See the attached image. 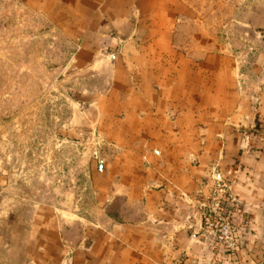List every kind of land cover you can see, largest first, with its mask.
<instances>
[{"label": "crops", "instance_id": "crops-1", "mask_svg": "<svg viewBox=\"0 0 264 264\" xmlns=\"http://www.w3.org/2000/svg\"><path fill=\"white\" fill-rule=\"evenodd\" d=\"M16 1L70 45L68 97L55 100V130L39 131L56 140V170L64 140L73 176L75 140L92 143L85 178L55 179L73 194H44L18 223L26 195H11L0 264H264V51L189 34L207 27L191 0ZM39 154L22 178L0 166V188L47 186V142ZM218 180L239 200L236 253L198 218Z\"/></svg>", "mask_w": 264, "mask_h": 264}, {"label": "rangeland", "instance_id": "rangeland-1", "mask_svg": "<svg viewBox=\"0 0 264 264\" xmlns=\"http://www.w3.org/2000/svg\"><path fill=\"white\" fill-rule=\"evenodd\" d=\"M191 1L198 18L206 20L207 27H191L189 34L197 37L207 32L212 42L209 45L223 42L231 49L235 41L246 45L249 41L253 47L251 51L256 50V54L264 51V0ZM36 19L35 14L25 10L18 1L0 0V166L4 172L15 166L17 175L22 178L26 174L22 171L25 164L39 169L40 143L45 145L47 142L48 146L47 186L17 185L14 191L0 188V213L3 214L8 212V201L13 199L11 195L20 199L26 195L27 202L17 201L14 207L17 223L29 206L34 207L44 194L50 202L57 195L68 197L77 190L71 186L62 187L61 182L57 184L55 179L61 175L64 182L76 176L85 178L84 169L89 158L87 149L92 143L87 139L75 140L79 155L78 170H74L73 176L71 162H75L72 159L77 157L71 155V140H64V169L60 173L55 162L56 140L39 138L40 130H55V100L68 97L66 84L71 81L67 74L71 60L67 53L70 45L56 44L51 36L52 28L35 25ZM240 35L242 37H238ZM199 42L194 41L192 45ZM247 50L245 47L237 51ZM24 149L31 151L24 154ZM67 149L69 154H66ZM36 180L38 182V177ZM4 227L6 232V225Z\"/></svg>", "mask_w": 264, "mask_h": 264}, {"label": "built area", "instance_id": "built-area-1", "mask_svg": "<svg viewBox=\"0 0 264 264\" xmlns=\"http://www.w3.org/2000/svg\"><path fill=\"white\" fill-rule=\"evenodd\" d=\"M238 206V198L231 194L223 181L218 180L204 198L198 213L207 232L213 236L214 245L230 253H236L240 248L239 231L230 214Z\"/></svg>", "mask_w": 264, "mask_h": 264}]
</instances>
